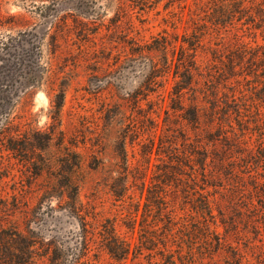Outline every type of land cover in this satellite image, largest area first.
Segmentation results:
<instances>
[{"label":"rangeland","instance_id":"374dc122","mask_svg":"<svg viewBox=\"0 0 264 264\" xmlns=\"http://www.w3.org/2000/svg\"><path fill=\"white\" fill-rule=\"evenodd\" d=\"M0 264H264V0H0Z\"/></svg>","mask_w":264,"mask_h":264},{"label":"trees","instance_id":"16d2710c","mask_svg":"<svg viewBox=\"0 0 264 264\" xmlns=\"http://www.w3.org/2000/svg\"><path fill=\"white\" fill-rule=\"evenodd\" d=\"M183 88L184 87H179V89H178L179 91H177V92H179L178 94H179V97L180 98L183 97ZM212 102H214V109H213L214 112L213 113H216L215 111L217 109H219L217 107V102L218 101L217 100L210 101V103H212ZM173 108H176V107L173 106ZM194 111L198 113V116L199 115H202V116L204 115L203 112H200L197 109H195ZM218 114H220L219 111H218ZM200 120H201V116H200ZM217 129L218 130H224L225 129V125H222V123L219 122L217 124ZM216 139L219 140V138H216ZM226 140H227V138H226ZM219 141H222V138ZM217 151H218L217 148L215 149L213 147L210 150L206 146H204L203 150L200 152V155H201V161H200L201 164H200V166L204 170V173L206 172L205 171V168H206V165H208L207 160H208L209 156H210V158H211V156H213V158L211 160V163L212 162L215 163V160L217 162V159H216L217 158ZM227 154H228V151L225 149L224 150V158H225V160H228L229 161L231 159H227ZM125 170H128V169H125ZM125 177L128 179V174H126ZM119 195H123V194L122 193H119ZM202 208L204 209V211L211 212V205L209 204L208 201H203V207ZM106 246L110 250V252L113 253L118 258H125L128 255L129 250H130V245L126 242V240L120 239L114 233H112L110 235V237H108V239L106 241Z\"/></svg>","mask_w":264,"mask_h":264}]
</instances>
